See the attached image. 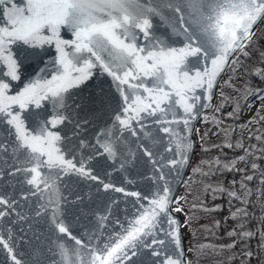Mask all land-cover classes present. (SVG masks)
I'll return each instance as SVG.
<instances>
[{
	"label": "water",
	"instance_id": "obj_1",
	"mask_svg": "<svg viewBox=\"0 0 264 264\" xmlns=\"http://www.w3.org/2000/svg\"><path fill=\"white\" fill-rule=\"evenodd\" d=\"M12 3L24 6L27 0H12ZM10 7L7 0L0 5V28L8 27L4 13ZM145 7L155 8L159 14L146 13L151 24L147 37L140 28L133 29L136 46L144 49L140 55L160 48H184L187 41L183 29L191 30L188 6L176 0H145ZM175 7L181 11H174ZM263 24L264 18H258L245 46L229 52L210 90L207 84L196 86L185 91L181 99L165 86L172 93L160 105L165 112H153L155 104L138 115L135 110L151 100L143 88L134 89L130 85L143 80L151 87L154 78L141 76V80H133L129 77L127 84H121L94 57L91 59L96 67L90 69L91 75L64 94L63 106L53 104L51 97L41 99L39 106L32 103L23 109L19 104H11L9 110L19 113L29 132L38 134L43 126L60 137L54 142V148L59 149L54 155L62 156L74 168L41 163L40 175L35 176L31 171L36 167L35 154L21 147L16 129L7 123L9 117L0 114V240L3 241L0 264H16V261L20 264H91L96 257L106 256L107 250L127 235L136 220L150 215L156 207L154 201L161 198L168 203L164 211L157 210L155 226L145 229L146 235L140 234L135 247L126 246L123 252L117 253L119 259L109 258L110 264H168L169 260L189 264L186 217L176 208V201L198 155V123L216 108L228 69ZM44 36L51 37V43L41 42L36 47L22 41L6 43L3 56L16 59L19 77L12 79L8 75L7 60L0 58V84L8 85L6 96H18L30 83L37 80L43 83L57 75L56 70L61 66L56 40L47 29ZM59 37L75 40L67 26L60 27ZM130 41L131 36L125 43ZM200 43L207 54L202 49L200 54L188 56L185 61L193 80L197 73L203 75L210 71L211 61L219 55L211 46L209 36L201 35ZM64 51L71 56L75 49L65 47ZM25 53L37 55L25 58ZM79 66H83L82 62ZM118 74L122 75V71ZM137 95L143 101L140 105L133 103ZM185 104L192 105L191 115L185 113ZM59 116L64 119L53 126L50 121ZM120 120L128 123L121 124ZM105 145L111 146L115 154L105 151ZM39 159L46 162L47 156ZM81 167L84 171H77ZM34 177L35 185L29 183ZM58 225L68 231L60 232Z\"/></svg>",
	"mask_w": 264,
	"mask_h": 264
},
{
	"label": "snow or ice",
	"instance_id": "obj_2",
	"mask_svg": "<svg viewBox=\"0 0 264 264\" xmlns=\"http://www.w3.org/2000/svg\"><path fill=\"white\" fill-rule=\"evenodd\" d=\"M176 2L186 4L191 17L189 22L191 30L187 27L183 29L187 41L185 47L167 50L160 48L158 51H148L145 55H140L144 49L136 46L133 29L140 28L147 37L151 24L146 13L159 14L157 9L145 7V0H27L24 6H18L12 3V0H7L11 7L4 13L8 27L0 28V58L7 60L8 75L12 79H19L16 59H13L11 55L3 56V53L7 51L6 43L22 41L32 47H36L41 42L51 43V37L44 36L47 29L51 31L52 37H55L56 48L60 53L59 64L61 67L56 70L57 75H54L50 80H45L43 83L39 80L30 83L23 92L13 97L5 95L8 85L0 84V114L9 117L7 123L16 129L21 147L35 154L33 159L36 160V167L31 169L35 176L40 175L38 168L41 163H46L50 167L58 164L66 165L68 168L75 166L71 162H65L62 156L54 155L59 151L54 148V142L60 139L59 136L43 126L39 129L38 134H32L25 128L24 120L21 119L19 113L9 110L11 104H19L23 109L32 103L39 106L41 99L51 97L53 104L63 106L64 94L87 80L91 75L90 69L96 67L91 59L94 57L104 71L121 84H127L129 77L133 80H141V76L154 78L151 87L146 85L143 80L140 84L130 85L134 89L143 88L144 92L149 93L151 100V103L135 110L138 115L139 111L151 108L152 104H155L153 112L156 110L165 112L166 110L160 105L172 95L171 92L165 90V86L174 90L181 99L184 98L185 91H191L196 86L207 84L210 90L213 80L221 70V65L226 62L229 52L242 49L253 34V24L258 18H264V0H176ZM5 3L6 0H0V5ZM167 6L173 7L172 4ZM174 11L180 12L181 8L175 7ZM180 19L183 20V16ZM61 26H67L73 31L74 41L60 39L59 29ZM201 35L211 38V46L218 50L219 55H216V58L211 61L212 69L210 71H206L203 75L197 73L193 80L185 68V61L188 56L200 54L202 49L207 54V50L200 43ZM130 36L131 41L125 43V40H128ZM65 47L74 48L75 52L69 56L64 51ZM85 52L90 55H82ZM24 55L25 58H31L37 54L25 53ZM81 62L83 66H79ZM121 71L122 75L118 74ZM124 99L127 101L128 97L125 96ZM133 103L140 105L143 101L137 95ZM183 107L185 113L191 115L192 105L185 104ZM63 119V116H59L57 119L51 120L50 123L55 126ZM117 119L120 118L117 117ZM120 123L127 124L128 122L120 120ZM104 147L108 153L115 154L111 146L105 145ZM40 156H47V161H41ZM77 171L83 172L84 169L81 167ZM92 179H96V177H92ZM29 183L37 184L36 178L34 177ZM105 187L108 186L105 185ZM116 190L122 191V189ZM154 203L156 207L150 215L141 216L136 220L127 235L120 238L110 250H107L106 256L96 257L91 264H96V260L99 261V264H110L109 258L115 256L116 259H119V255L116 254L123 252L126 246L135 247V241L139 239L140 234L146 235L144 230L155 226L157 210L164 211L168 201L161 198ZM58 228L62 233L68 231L63 225H58ZM244 235L250 236L251 233ZM0 243L3 241L0 240ZM76 243L79 244L80 241L76 240ZM13 258L15 259V257ZM16 264H20V262L16 261ZM168 264H180V261L169 260Z\"/></svg>",
	"mask_w": 264,
	"mask_h": 264
},
{
	"label": "trees",
	"instance_id": "obj_3",
	"mask_svg": "<svg viewBox=\"0 0 264 264\" xmlns=\"http://www.w3.org/2000/svg\"><path fill=\"white\" fill-rule=\"evenodd\" d=\"M252 58L245 82L264 92V47ZM190 180L178 200L187 215L189 264H264V121L241 148L201 146Z\"/></svg>",
	"mask_w": 264,
	"mask_h": 264
},
{
	"label": "rangeland",
	"instance_id": "obj_4",
	"mask_svg": "<svg viewBox=\"0 0 264 264\" xmlns=\"http://www.w3.org/2000/svg\"><path fill=\"white\" fill-rule=\"evenodd\" d=\"M254 40L243 51V58L229 69L227 79L231 77L236 81L232 83L226 79L215 112L199 122L201 146L226 144L241 148L250 134L259 128L261 121H264V92L255 91L245 82V72L254 61L252 55L260 54L264 47V25ZM232 166L239 167V161L233 162ZM234 189L238 192L240 186L234 185ZM203 224L204 227L209 225L207 222Z\"/></svg>",
	"mask_w": 264,
	"mask_h": 264
}]
</instances>
